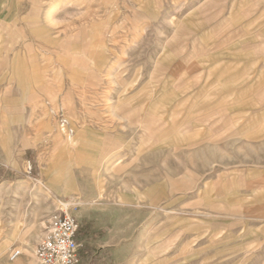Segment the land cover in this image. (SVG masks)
I'll list each match as a JSON object with an SVG mask.
<instances>
[{
	"label": "rangeland",
	"instance_id": "374dc122",
	"mask_svg": "<svg viewBox=\"0 0 264 264\" xmlns=\"http://www.w3.org/2000/svg\"><path fill=\"white\" fill-rule=\"evenodd\" d=\"M52 4L46 41L29 24ZM80 129L103 161L97 201L85 184L73 196L72 170L91 178L66 149ZM54 162L68 192L60 176L39 189ZM60 210L92 230L88 264H264V0H0V264H41Z\"/></svg>",
	"mask_w": 264,
	"mask_h": 264
},
{
	"label": "crops",
	"instance_id": "0c3cea01",
	"mask_svg": "<svg viewBox=\"0 0 264 264\" xmlns=\"http://www.w3.org/2000/svg\"><path fill=\"white\" fill-rule=\"evenodd\" d=\"M31 1L34 2L35 0H31ZM40 2H42V0H37V3H40ZM60 9H61L60 4H52V6H50L49 9H46L44 11L42 18L37 19L36 21H33L29 24V26L34 30V32L36 33V36L38 38L44 39L46 41L50 40V30L53 27L60 25V23L63 20V18L61 16H59ZM40 10H41L40 5L36 6V7H34V5H33L32 9H31V11H33V12H40ZM51 19L52 20H59V23L53 24L50 22ZM8 25L10 27H13V26H18L19 23L17 22V20H14V21L9 22ZM52 40L56 41L55 38H52ZM81 51H82V49H81ZM83 51L86 52V49H83ZM25 60H26V56L24 53L22 54L21 52L19 54H17L15 57V61H18L19 63L23 62V61L25 62ZM28 60L30 62H35L34 57H30V58H28ZM75 60H78V58H75ZM62 61H63V63L61 65L64 67V59H62ZM73 62L76 63L75 61H73ZM61 69H62V67H61ZM112 72L113 71H111V73ZM62 75H63V73H61V75L57 76V78H56L57 83L59 84L58 85L59 89L57 91V94H60L61 86H63L60 83V82H62V79H63ZM45 77L46 76L44 74H39V73L36 74V83L37 84L35 87L37 88L38 91L48 93L49 91H52V89H50V87H51L50 83L48 81L46 82L47 78H45ZM17 86H18L19 92L24 93V94H22L24 96L25 92L28 89L27 88L28 87V79L22 73H19V75H18ZM55 93H56V91H55ZM65 98L66 97L64 96V102H65ZM8 103H9L8 101L6 102L5 100H3L2 105L5 106ZM41 104L44 105V103H41ZM73 127L75 129H77L75 126H73ZM76 134H77L76 138H74V139H70L69 136L67 135V137H66V149H67V151L70 152L74 149V146H79L78 150H77V158L75 159L74 163L78 162V163L84 164L82 166V173L85 174L86 177L88 176V174H90L91 178L90 179L86 178V179L80 180L77 178V176H75V174L73 173V170H72V176L75 178V182H76V189L74 190L75 193L73 196L83 194V191H85V189L88 188V189H90L96 193V196L94 198H96L95 201H97V200L102 199L104 197V191L103 190H104V186H105V180H104L102 174L100 173V167L102 166L103 161L101 160L100 162L94 163V161H95L94 158L88 157L89 154L87 153V151H88V148H90V145H89L88 140L85 138L86 131L81 130V129L76 130ZM28 141L29 140H27L25 137H23L22 143L24 145L28 144L29 143ZM103 151H104V157L109 158V155H108L109 151L107 149H104ZM119 158L120 157H116V158L112 159V157H110L108 160V163L103 165V169H105L107 171L110 169L112 170V168L114 169L116 167V165L119 164V162H120V161H117V160H119ZM68 161H71V159H69V160L64 159V162H68ZM74 163H73V166H74ZM73 166H72V169H73ZM67 167L68 166L66 164H64V167H57L55 162L48 164L47 168L42 172L41 178H44V177L50 178V176H52V177H59L60 176V177H62V179L64 178V184L62 182L60 184L61 185L60 190L64 191V188L66 189V187L68 186L67 182H66V179H68V177H69V174L67 172ZM46 178H44V183L42 182L41 185H39V187L41 188V190H42V188H45V190L50 192V191H52L53 188L50 187V185L48 183H46ZM84 184H85L86 188L84 187ZM64 192H68V191H64ZM95 201H93V202H95ZM61 202H62L61 204L64 206V203H63L64 201H61ZM67 202H68V206H69V205H71V204L73 205L75 203H84V202H86V200L79 199V200H71V201H67ZM86 225H88V224L86 223ZM91 234H92V230L90 229L89 225L87 227V226H85L84 223L83 224L81 223L80 228H79L77 235H76L78 242L81 244V247L79 250V254H80L79 264H88L85 261H83L82 255H81V250H82L83 242H86L87 237ZM94 254H95V252H94ZM5 264H14V262H11L10 260L9 261L6 260Z\"/></svg>",
	"mask_w": 264,
	"mask_h": 264
},
{
	"label": "built area",
	"instance_id": "2783aa9c",
	"mask_svg": "<svg viewBox=\"0 0 264 264\" xmlns=\"http://www.w3.org/2000/svg\"><path fill=\"white\" fill-rule=\"evenodd\" d=\"M32 165L28 162V172ZM81 221L65 210L54 213L46 224L42 240L35 249V255L41 264H78L80 261L79 250L81 244L77 240V232ZM22 254L19 248H12L9 258L15 260Z\"/></svg>",
	"mask_w": 264,
	"mask_h": 264
},
{
	"label": "bare ground",
	"instance_id": "6f19581e",
	"mask_svg": "<svg viewBox=\"0 0 264 264\" xmlns=\"http://www.w3.org/2000/svg\"><path fill=\"white\" fill-rule=\"evenodd\" d=\"M59 6V5H58ZM61 8V7H60ZM51 13V12H50ZM53 14V13H52ZM57 15V14H56ZM46 16V15H45ZM51 23H53V24H56V23H59V20H52L51 19V21H50ZM109 98V97H108ZM45 178V177H44ZM39 183V182H38ZM44 183V182H43ZM41 185V184H40ZM67 185H68V181H67ZM39 189H40V187H39ZM64 205H68V203L67 204H64ZM65 208H66V206H65Z\"/></svg>",
	"mask_w": 264,
	"mask_h": 264
}]
</instances>
